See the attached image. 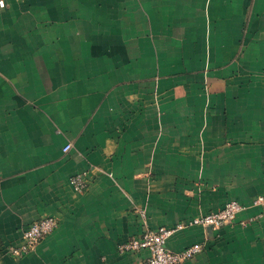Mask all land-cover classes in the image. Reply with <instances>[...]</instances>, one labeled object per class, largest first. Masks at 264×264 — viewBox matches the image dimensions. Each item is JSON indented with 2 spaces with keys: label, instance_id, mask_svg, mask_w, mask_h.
<instances>
[{
  "label": "crops",
  "instance_id": "crops-1",
  "mask_svg": "<svg viewBox=\"0 0 264 264\" xmlns=\"http://www.w3.org/2000/svg\"><path fill=\"white\" fill-rule=\"evenodd\" d=\"M259 195L264 0H5L0 264H145L119 244L231 199L249 207L234 223L167 247L204 245L184 264H264ZM45 216L57 228L9 254Z\"/></svg>",
  "mask_w": 264,
  "mask_h": 264
},
{
  "label": "built area",
  "instance_id": "built-area-1",
  "mask_svg": "<svg viewBox=\"0 0 264 264\" xmlns=\"http://www.w3.org/2000/svg\"><path fill=\"white\" fill-rule=\"evenodd\" d=\"M4 6L5 0H0V7ZM71 147V144H67L63 150L65 152L69 151ZM70 184L75 191H84L88 186L86 175L82 173L73 175L70 178ZM263 205V195H259L252 202V206ZM248 208L246 204L231 199L217 211L195 216L173 227L162 226L156 229L145 227L140 235L120 243L118 250L120 253H140L142 251H148L149 256L145 264H184L201 253L204 245L202 243H195L181 251H172L167 247V241L174 232L195 225L218 229L224 225L234 223L238 216ZM142 215L144 216V212H142ZM249 221L242 220L241 224L247 225ZM57 226L58 219L55 216H45L35 220L23 230L21 242L18 245H11L7 248L8 253L16 257H22L28 254L42 239L52 233Z\"/></svg>",
  "mask_w": 264,
  "mask_h": 264
}]
</instances>
